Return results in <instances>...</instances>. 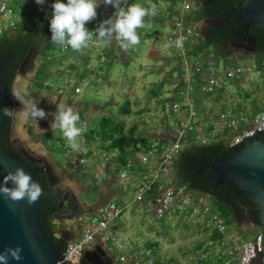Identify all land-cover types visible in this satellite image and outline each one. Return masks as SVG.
Here are the masks:
<instances>
[{"label":"rangeland","instance_id":"obj_1","mask_svg":"<svg viewBox=\"0 0 264 264\" xmlns=\"http://www.w3.org/2000/svg\"><path fill=\"white\" fill-rule=\"evenodd\" d=\"M24 1L25 3L27 2L26 0H22V2ZM28 1L30 3L27 2V4H25L26 8L31 7L32 4H37L35 0ZM127 1L134 2V0ZM54 2L55 0H45V3L41 6L44 9H52V4ZM159 2L161 4V1ZM134 3L138 2L135 1ZM175 5L176 4H173V8H175ZM168 9H157V15L152 19L150 18L151 27L140 30L139 35L141 37V43L137 47L124 51L121 54L119 47L115 46V60H112L110 50L106 52L108 47H105V59H107L105 63L97 61V56L95 53L93 54L90 48L84 51V53L89 52L91 62L90 66L101 65L102 69L107 72V78L110 81L109 83L100 81L99 84L91 86L86 82L77 81L73 78V76L70 77V75H73L74 71L69 68V64H72V61L77 60V57L72 56V61L66 59L62 61V64L60 63L61 58L67 56L66 53L70 51V49L67 51L63 50L64 53L62 52L63 54H61L60 47H58L55 52L56 54H54L55 58L59 56V63H56L55 61L51 63L52 61L48 62L45 56L47 54H51V52H47L50 50V47H46L44 49V55L40 58V61L45 63L44 68H47L48 71L57 73L55 77L59 75L65 76L66 74L76 83H71L69 87H65L60 81L56 83L57 87H65V94L71 96L72 98L70 99L67 96H60L47 91L44 85L47 79L50 78L48 76L49 72L47 75L38 76L31 81H28L25 77L18 75L15 79V91L21 96L26 94L25 91L27 90L30 96L29 98L37 101V106L44 109L48 115L47 119H38L32 129H29L30 127H25L27 118L22 115L19 116L15 137L22 142L30 144L34 148L49 150L55 163L60 165V167H64L66 163L68 164L72 161L71 157L79 151L77 152L70 149L67 146L60 129L58 127L54 128L51 126L54 121L57 104L61 100L67 99V103L77 111L82 109L81 103L89 104L92 107L89 109V119L91 118L94 124L98 125L99 118L101 117L99 115L101 113L108 114L109 112L107 110L112 107L111 114L109 116L117 117L118 108L121 105H127V99H131L133 96L140 98L142 102L140 105L137 104V106L131 105V110L135 112V110L138 111L143 108L145 113L148 110V114L141 116L133 113L127 117H123L121 115L118 116L119 118L125 120V129L127 130L134 123H137L139 126L138 132L141 135L148 134L151 138H158L160 134L165 136L168 132L170 133L174 129L176 121L175 117L172 116L173 102H180L181 104H184V98L181 96L180 92L185 90L186 87L183 85V80L180 79L181 72L175 71L174 73L172 71V68H177L178 65L182 69L183 67L179 62L177 63L178 65L174 64L177 60V52L172 50L168 44L169 36L172 34L174 29L173 24L168 25L165 22V19L169 17L167 16ZM51 18L52 15H49L46 22L48 29H50ZM11 19L19 24L23 20V16L17 14ZM102 19H104V16H97L91 24L94 22L100 23ZM48 29H43L39 33L46 37L49 35L48 32H51ZM7 31L8 30H6V32ZM191 39H193L195 45L198 47L196 55L199 56L200 59L205 56L210 67L217 68L219 73L228 68H233V64L229 63L232 62L233 59L231 60L230 58L228 61H225L222 58L218 59L213 54L214 52L212 49L208 50L207 47H204L203 49L202 44L205 45V43L200 37H193ZM202 51L204 52L202 54L203 56H201ZM74 53L76 54V52ZM122 56H124L125 59H123ZM237 59L238 58H236L234 62L237 61L238 64L245 67L251 65L253 70L241 78L232 80L223 79V89L209 95L196 90L195 80H193L191 89H186L187 91L189 90V92L192 91V96L195 94V96L200 98V101L195 104L196 111L200 116H207V114L210 116L213 114V128L210 134L215 135L217 133V135L224 136V138L228 136L227 133L224 135L221 134L225 128V124L221 126L217 125L216 119L217 114L219 115L221 111L225 109H232L238 112L242 111L249 115L250 112H261L264 110V71L258 70V66L264 62V56L255 55ZM207 75L208 73L205 72L203 74V78ZM39 81L43 84V88H39L40 85L37 83ZM75 87H79L81 89L79 94H75ZM144 87H146L147 91L149 89L150 92L156 96V101L153 99L154 101L151 100V102L149 98L147 99L146 96H148L149 92H145ZM175 92H177L176 96ZM185 92L186 91L182 93ZM198 97L194 98L198 99ZM163 105L165 106V109L162 108ZM22 108L23 106H20L19 111ZM90 126H93L92 122ZM201 138H207L208 142L214 140L212 137L209 138L207 136L206 130L204 136H201ZM58 141L62 142L60 146ZM195 141L200 142V139H195ZM80 142L82 145L87 144L83 136L81 137ZM91 146L92 145H88V147ZM62 153H66V155H63ZM94 158L95 162L93 157L90 156V160L85 165L84 169L86 168L88 170L86 173L81 170L82 178H84L87 186L85 192L80 195V198L81 201L88 204H93L97 201L96 193L101 191L100 187L102 182L109 176L107 170L101 169L100 166L101 164L106 165L105 163H102V153ZM68 169H66V172L69 173ZM111 172L112 176H115V171ZM124 194H130V197L135 199L136 190L135 193L134 191L131 192V190H129ZM126 195L123 197V200L128 198ZM196 198L198 197L196 196ZM203 204H207L209 209L213 207V202L208 198H204ZM196 209L197 212H194L195 214H191V208L185 211H183L182 208H179L176 212L178 215L176 214L164 220L160 219L158 221L152 215L147 214L145 211L141 212V210L139 212L137 211V216H132L131 211L134 209H127L123 216L112 224L113 228H117L116 226H118L117 238H121L123 241V248L118 249L112 242H105L101 238H98L97 241L99 245L104 248V250L109 249L110 253L116 256L117 259H119L120 255H131L126 258L123 262L124 264H135V261L140 259L150 260L153 264H156L157 260L161 262L160 264H198L199 255L197 252L206 248L207 243L209 244V242H213V240L210 238V234L212 232L209 231V233H205L204 231V227H206L204 218L209 215V213L204 212L199 214L200 216H197V213L200 212L201 208L199 207ZM65 227L66 226L64 224H61L59 229ZM239 228L246 229L245 223H243ZM233 229L236 230L233 226L232 229L228 231V234ZM260 234V227L252 226L251 229L244 234L245 236L242 234L240 235L250 239L251 237H257ZM199 242H204L203 248L201 249L199 248ZM215 244V248L210 249V251L214 250L217 252V250L219 251L222 248L221 246H218V243Z\"/></svg>","mask_w":264,"mask_h":264},{"label":"built area","instance_id":"obj_2","mask_svg":"<svg viewBox=\"0 0 264 264\" xmlns=\"http://www.w3.org/2000/svg\"><path fill=\"white\" fill-rule=\"evenodd\" d=\"M128 4L131 3L128 2ZM23 8V5L19 4L16 6V9H14L12 8L11 0H0V39L5 34L6 30H15L17 28L18 23L12 21L11 18L17 14H22ZM193 8L194 0H180L179 7L173 15L172 24L174 29L169 36L168 42L171 49L177 52V58L183 67L182 80L186 89H191L193 80L196 82L199 80L201 83L199 91L204 94H212L223 89V79L232 80L241 78L245 74L251 72L253 67L251 65L245 67L241 64L233 63V68H228L219 73L217 68L210 67L208 63L194 60L189 57L190 51L197 47L191 38L200 37L198 23H195L192 18ZM115 11V8L111 11L97 9V16H104V19H102L100 23L106 19L112 18ZM100 23L94 22L92 30L96 29ZM178 39L182 40V47L180 48L174 46L175 41ZM90 49L93 54L95 53L97 56V61L101 63L107 61V59H105V47H91ZM60 50V53L65 51L62 48H60ZM54 55V53L47 54V61L51 62ZM44 64V62H41L40 66ZM205 72H207L208 75L203 78ZM56 74L55 72H49L48 76L50 78L47 79L44 87L51 93L60 96H69L65 94L64 88L66 86L69 87L71 83H76L66 74L65 76L59 75L55 77ZM59 81L62 82L65 87H57L56 83ZM186 89L180 92L181 96L184 98V104L173 102V113L181 116L174 130L175 140L167 143H152L149 151L146 154H141L138 158L139 165L147 169V175L145 176L147 182L142 184L143 186L137 187L136 197L133 199L132 203L143 209L153 210L159 219L167 213L175 209L178 210L179 208L183 210L191 208L194 213L197 212L196 208L200 207V212L197 213V215L210 212L207 204H203V200L206 198L205 196L196 198L187 192L185 187L175 185L173 180L176 163L185 143H189V136L193 132L196 133L201 130L198 126L199 114L195 107L196 99L191 95L192 91L189 92V90L187 91ZM184 91L186 92L182 93ZM74 92L75 94H79L81 89L75 87ZM219 119L222 124H225V128L232 133V135L227 138L231 148L237 146L242 142V139L253 135L255 132L264 131V110L255 114L253 121H250L245 115L236 114L231 110L221 112ZM35 122L36 120L34 119H28V125L30 127L33 126ZM81 125L87 126L85 121H81ZM199 139L202 144L208 143L205 138ZM58 143L60 146L62 142L58 141ZM104 161L109 162V158H105ZM72 163L74 166L76 165V167L85 166L86 160L75 159ZM132 169V163L128 162L124 166V169L120 171V179L125 181ZM158 184H161L159 188ZM127 188L128 185L124 184L123 189L125 190ZM155 189H164V191L159 199L152 202L147 199V195ZM125 210L126 206H120L112 201L102 205L96 214L81 215L77 219L81 227V235L77 240L68 243L66 247V261L70 264H79L85 250L93 246L97 241L98 235L102 236L106 242H112L116 248L122 249L123 241L121 238H117V233L114 231L112 224L121 218ZM210 215L213 218V230H216L225 237L219 242H209L206 248L199 250L197 252L199 255L198 261H203L211 257H219L223 264H254L257 261L260 262V259L261 263L264 264V256H261L264 250H260V235L251 237L250 239L240 234L228 236V226L225 219L221 216V212L215 210V212ZM215 243H218V246L222 248L219 251L217 250V252L214 250L210 251V249L215 248ZM126 258L127 256L125 255H120L119 257L121 262H124ZM135 264H153V262L140 259L136 260Z\"/></svg>","mask_w":264,"mask_h":264},{"label":"water","instance_id":"obj_3","mask_svg":"<svg viewBox=\"0 0 264 264\" xmlns=\"http://www.w3.org/2000/svg\"><path fill=\"white\" fill-rule=\"evenodd\" d=\"M199 1L203 3L205 0ZM231 14L233 15V22H236L243 32L247 33L251 29L264 28V0H243L241 5H237L231 10ZM224 23L225 20L220 17L200 22L199 36L205 44L209 42L208 28ZM36 51L34 48L26 55L24 65L36 61L38 57ZM255 55L257 53L254 51L241 58ZM227 56L235 55L228 54ZM10 59L9 56L0 58V184L8 172L15 171L18 167L30 173L32 179L39 184L38 172L43 171L52 196L49 202L53 203L56 208L52 215L54 218L52 225L59 226L60 222H65V218L61 217V212L64 211L68 198L74 195L70 190L63 193L60 189L58 178L62 177L56 173L59 166L53 160L49 150L37 149L24 142L26 146L21 154L26 158L27 163L22 157L9 153L1 143L2 129L6 123L2 109L8 108L6 77L10 68ZM38 67L36 64V71L32 78L35 77ZM19 76L24 77V74H19ZM15 87L16 85L14 90ZM25 92L28 93L27 90ZM19 105L22 104L17 103L16 111L19 110ZM18 122V118L15 119L12 135L13 139L20 141L15 137ZM232 148V153L221 159L212 160L211 157H204V161L209 163L208 166L205 165L204 167L211 169L209 177L217 185H227L231 190L236 191L247 198L249 202L258 206L260 209L258 224L246 222L249 227L258 226L261 228L260 250H264V131L255 132L253 135L242 139V142ZM8 186L10 187V184ZM43 204L41 197L34 205H28L26 200L13 203L0 195V252L9 247L20 246L22 248V259L20 261L10 259L9 264H70L66 261V249L63 251L62 247L55 243V235L57 234L60 241L66 243L73 242L78 238L71 239L68 237L65 228H56L55 235H49L40 218ZM100 249L104 250L98 244L96 247L92 246L85 250L79 264H91L92 257H97V251ZM105 252L110 253V250H105Z\"/></svg>","mask_w":264,"mask_h":264},{"label":"trees","instance_id":"obj_4","mask_svg":"<svg viewBox=\"0 0 264 264\" xmlns=\"http://www.w3.org/2000/svg\"><path fill=\"white\" fill-rule=\"evenodd\" d=\"M26 1L30 3L28 0ZM11 2H12V8L14 9H16V6H18L19 4L23 5L24 7L23 13L20 14L21 16H23V20L17 25V28H25V26H28L36 34H38L41 30L47 28L46 22L49 15H52V11H53L52 9H48V8L44 9L42 8L41 5L38 4L33 5L32 3H31L32 4L31 7L26 8L25 4H27V2L26 3L25 1L22 2V0H11ZM62 2L67 3V0H62ZM240 3H242V1H240ZM201 19L202 16L198 11H196L194 13L193 21L195 23H198ZM91 26L94 27V24L91 23L87 24L88 28H90ZM48 30L50 31V29ZM253 31L256 33L259 39V43H258L259 52L262 56H264V28L255 29ZM48 34L49 35L46 36V39L49 41L46 44L45 48L50 47L49 48L50 50L47 52L55 53L58 49V46L54 45L51 42L50 40L51 32H48ZM209 46L210 44L208 43H206L205 45L202 44L203 49L204 47H207V49L209 50ZM27 50L28 48L21 50L19 60H21L24 57ZM197 51L198 48L192 49L190 51L189 57L193 58L194 60H199L201 62L203 61L204 63H207L205 56L202 55L204 52L202 51L201 56H203V58L200 59V57L196 55ZM216 55L220 56V53ZM53 57L54 59L52 60L51 63L55 61V55ZM66 58H67L66 56L62 57L60 63H62V61L65 60ZM70 68L73 70L76 69L74 66H70ZM174 70L181 72V68L179 65ZM258 70L264 71V62H262L258 66ZM48 72L50 71H48L47 68L42 67L37 71L35 78H37L38 76H45L47 75ZM13 78L14 75H11L9 72L6 77V85L8 89L6 103H8V100L11 96V87H12ZM37 83H39L40 85L39 88H43V84H41L40 81ZM200 84L201 83L198 80L196 82V86L198 85V87L195 86L197 90L200 89ZM198 101L199 100L196 99V103H198ZM91 108H92L91 106L88 107L85 106L83 115H88L90 113L89 109ZM162 108L165 109V106L163 105ZM111 109L112 108H110L108 111H111ZM132 114L133 111L131 110L130 103H128L127 105L124 104L118 108L117 117L109 116L110 114L107 113H101L99 115L101 117L99 118L98 125H95L93 120L91 118L89 119V115H88V117L85 118L87 120V121L85 120L87 123L86 126L87 131L83 135L84 139L87 142V145H93V143L98 140L102 144L107 143L106 146L101 145L100 147L104 148L105 151L109 153H112L113 151H117L119 156L118 160H120L121 164L125 163L124 158L126 159L127 156L129 155L127 149L130 147L131 148L133 147L134 153H140L143 150L144 152H148L150 149V145L152 144L150 143L151 139L148 138L146 135L139 134L138 132L139 126L137 123H134L131 127H129L126 130L125 120L118 117L120 115L125 117V116H130ZM91 122L93 124L92 127L90 126ZM10 131H11V118L6 117V123L2 129L1 143L2 146L9 153L18 156L19 154L16 153V151L10 144ZM194 137H195V133L193 132L189 136V143L188 144L185 143L186 146H184L177 160V164L175 167L176 177L174 183L177 186L185 187L187 192H189L190 194L196 196H205L206 198L210 199L213 202V207L210 208L209 215L205 216L204 218L206 224V227H204L205 233L207 232L209 233V231L213 228V223H212L213 218L211 217L210 214L214 213L215 210H219L221 212V216L225 219L228 228L231 230L232 227L234 226L238 233L240 232L239 227L243 223H246V221H248L249 223L258 224V213L260 211L258 206L249 202L247 198L238 194L236 191L231 190L227 185L225 184L217 185L216 182L209 177L211 173L210 169H206L201 176H199L198 174V169L200 168V164L203 163L204 157H211L212 160H215V159L224 158L232 153L233 148L229 146L228 141L224 139L216 142L210 141L209 143L202 144V142L195 141ZM62 154L66 155V153H62ZM38 178H39V185L43 189V195L41 196V199L44 202L40 211V218L43 227L46 229V232L50 235L55 229V226L52 225V219H53L52 215L56 211V208L53 203L49 202L52 196L45 176L39 175ZM11 186L12 185L10 184V187ZM48 213L50 214V218L47 216ZM210 235H211L210 238L214 242H219L223 239V237H225L222 236L220 233H218L216 230L212 231ZM55 243L57 245L59 244L56 241ZM203 245L204 242H201L199 248L200 249L203 248ZM261 256H264V252L262 253ZM156 262H157L156 264L161 263L158 260ZM260 263H261V259H260ZM198 264H223V263L219 257H214V258L211 257L203 261H198Z\"/></svg>","mask_w":264,"mask_h":264},{"label":"clouds","instance_id":"obj_5","mask_svg":"<svg viewBox=\"0 0 264 264\" xmlns=\"http://www.w3.org/2000/svg\"><path fill=\"white\" fill-rule=\"evenodd\" d=\"M35 2L43 5L45 0H35ZM100 3L101 0H67V3L55 0L52 4L50 20L51 42L64 50L70 49L80 54L91 47H109L113 43L118 44L122 50L128 51L141 43L140 30L151 27L150 18L157 15V6L151 0H147V6L140 3L128 4L127 0H102L103 4L112 5L116 11L112 18L104 20L96 29L90 30L86 25L97 18V8ZM174 46L182 47V40H176ZM12 95L23 105V108L20 111L3 108L4 117L17 119L22 115L36 121L47 119L48 114L37 106V101L27 96L22 97L15 90ZM81 121L84 120H81L79 112L67 103V99L57 104L51 126L58 127L67 146L77 152L82 149L80 140L87 131V127L81 125ZM9 184L12 186L9 187ZM0 195L13 203L26 200L28 205H34L43 195V189L32 179L30 173L18 167L4 177L0 184ZM21 253L20 246L5 249L0 252V264H9L10 259L20 261Z\"/></svg>","mask_w":264,"mask_h":264},{"label":"crops","instance_id":"obj_6","mask_svg":"<svg viewBox=\"0 0 264 264\" xmlns=\"http://www.w3.org/2000/svg\"><path fill=\"white\" fill-rule=\"evenodd\" d=\"M135 1L140 3V4H143V5L147 6V0H134V2ZM159 1H161V4H160ZM128 2L129 3H134V2H130V1H128ZM151 2L156 4V6H158L157 9H160V8L161 9H163V8H165V9L171 8V9H168V15L167 16H169V17H167V19H165V22L168 25H170V24L172 25V22H173L172 19H173L174 12L179 7V0H151ZM173 4H176L175 8H173ZM200 4H201V2L199 0H194V8L192 10V16L193 17H194V13L196 12V9L198 8V6ZM162 6H163V8H162ZM97 9L105 10V11H111V10L114 9V7L112 5L103 4L102 0H101L100 6ZM156 21H158V20H156ZM92 28H93V26L90 28V30H92ZM199 28H200V22H198V31H199ZM46 29H48V28H46ZM48 41L49 40H47L46 44L48 43ZM46 44H45V46H46ZM168 44H169V42H168ZM45 46H44V48H45ZM115 46L119 47L118 44L113 43L106 50V52L108 50H110L111 55H112V60L113 59L115 60V58H116L115 52H114ZM196 48H198V47H196ZM65 51H67V50H65ZM119 51H120L121 54L124 52V50H122L120 47H119ZM66 54H67V56H66L67 58L66 59H69V60H71L72 56H76L77 57V60H75V61L71 60L72 64H69V68H70V66H74L76 68V69L73 70L74 73H73V75H70V77L73 76V78L76 79L77 81L86 82L88 85H91V86L99 84L100 81L108 82V83L110 82L109 79L107 78V75H108L107 72H105L104 69H102L101 65H97V66L96 65H91L90 66L91 62H90V58H89V52H86V53H83V54H80V53H76L75 54L74 52H72L70 50ZM105 56H106V54H105ZM58 57L59 56H57V58H55V62L56 63H59ZM122 58L125 59L124 56H122ZM176 59H177L176 63H174V64L178 65L177 63L179 62V60H178V58H176ZM235 59H236V57L233 56L231 58L232 62H229V63L230 64H233V63L237 64L238 63L237 61L234 62ZM108 60H109V58H108ZM172 61H174V60H172ZM226 61H228V60H226ZM41 62L42 61H40V62L37 61V65L39 66L37 71L40 68L45 67L44 65L40 66ZM174 69H176V68H172V71L175 73ZM182 73H183V69L181 68L180 79H182V76H183ZM195 86H196V84H195ZM196 87H198V85ZM144 91L145 92L147 91L146 87H144ZM147 92H149L148 93L149 97L146 96L147 99L149 98L150 101L151 100L152 101H154V100L156 101V99H157L156 96H154V94L152 92H150L149 89H148ZM133 93H135V92H133ZM28 94L29 93H27V95ZM176 94H177V92H175V96H176ZM175 96H174V98H175ZM194 96H195V94H194ZM67 97H69V96H67ZM146 97H145V99H146ZM195 97H198V96H195ZM69 98L71 99L72 97H69ZM131 99H133V100H131ZM131 99L130 98L127 99L128 103H130V106L131 105L132 106L133 105L137 106V104L140 105V103L142 102V100L140 98H137L136 96H133V98H131ZM199 99L200 98L198 97V100ZM145 102H146V100H145ZM76 103H81V102H76ZM81 104H82V109L79 110L78 112H79V114H81L82 120H85V118L88 117V115H83V112H84L85 106L88 107L89 104H87V103H81ZM226 110H231L232 112H235L236 114H243L250 121H253L255 114L258 113V111L250 112L249 115H247V114H245L242 111L238 112V111H234L232 109H225L223 111H226ZM144 111H143V108H142V109H140L138 111H136V110H135V112L133 111V113L136 114V115H141V116H144V115L148 114V110H147L146 113ZM223 111H221V112H223ZM108 112H109L108 114H111V111H108ZM220 113H219V115H220ZM172 115L176 119L174 129L170 133L168 132L167 135H165V136L163 134H160V136L158 138H155V137L151 138V136L146 134V136L151 139L150 143H165V142L167 143V142H171V141L175 140L174 130H175L179 120L181 119V116L174 115V114H172ZM208 115L209 114H207V116H200L199 115V117H198L199 118L198 119L199 125L198 126H199V128L201 130L195 133V137L194 138L195 139H199V138H201V136L203 137L204 133H205V130H206L207 136L209 138L212 137L214 139V140H211V141H215L216 142V141H220V140H224V139L227 140V138H229V136L232 135V133L227 128H224L223 132L221 133L222 135L227 133L228 136L226 138H224V136L217 135V133L215 135L210 134V132H211V130L213 128V117L214 116H213V114H211L210 116H208ZM219 115L217 114V116H216L217 125L221 126V125H224V124H222L220 122ZM125 117H127V116H125ZM205 139H207V138H205ZM188 141H189V139H188ZM93 144L94 145H92L91 147H88L87 144L82 145L81 151H79L77 154L72 156L71 157L72 161L69 162L68 164L66 163L64 165V167H60V165L57 164L59 166V168L56 169L57 170L56 173L59 174L62 177L60 179L58 178V185L60 186V189L63 191V193L66 192L67 190H70L72 192V194L74 195L72 198L74 200H76V202L79 203L78 205H80L83 208V213L82 214H84V215L85 214H89V215L96 214L98 212L99 208L103 204L113 201V202H115L116 204H118L120 206H126L125 212L127 211V209H132L133 208L134 210L131 211L132 216H134V215L137 216V213L141 210V212L145 211L147 214L152 215L157 221L160 220L159 218H157V216H156V214L154 213L153 210H147V209L145 210V209H143L141 207H138V206L134 205L132 203L133 199L130 197V194L129 195L124 194L125 192H128L129 190H131V192L134 191V193H135V190H137V187H139L142 184H145L147 182V180L145 179V176L147 175V169H146V167L140 166L139 165V160H138V158H139V156L141 154H146L147 152H144V150H143L140 153H134L133 152V147L132 148L130 147V148L127 149L129 155L127 156L126 159L124 158L125 163L121 164L120 160H118L119 156H118V152L117 151H113L112 153H109V152L105 151L104 148L100 147L101 145H105L106 146L107 143H105V144L103 143L102 144L98 140V141L94 142ZM100 150H101V152H100ZM100 153H102V157H103V162L102 163L106 164V165H102L101 164L100 165L101 169L107 170V173H108L109 176H108V178L105 181L102 182L101 187H100L101 191H98L96 193L97 201L95 203H93V204H88V203H85L84 201H81V198H80V195L83 192H85L86 186H87L86 182L84 181V178H82V171H84L86 173L88 170L86 168L84 169L85 166H77L76 167V165L74 166V164L72 162L75 159H80V160H84L85 159L86 160V164H87L88 161L90 160V156L93 157V160L95 162V158L94 157L99 156ZM105 157L109 158V162H105L104 161ZM128 162L132 163L133 169L131 170L128 178L125 181H123V180L120 179V171H122L124 169V166ZM61 169H63V170H61ZM66 169L69 170V173L66 172ZM111 171H115V176L114 175L112 176V174H111L112 172ZM175 177H176V171L174 172V178H173L174 182H175ZM78 179H81V180H78ZM124 184L128 185V188L125 189V190L123 189ZM160 185L161 184H158V188L160 187ZM163 191H164V189H160V190L155 189L149 195H147V199L152 201V202H154L155 200L159 199L162 196V192ZM125 195L128 196V198L126 200H123V197ZM193 196L196 197V195H193ZM197 197H199V196H197ZM177 211L178 210L175 209L174 211H171V212L167 213L165 216H163L161 218V220L166 219V218H168L170 216H173V215H176V214L178 215V213H176ZM183 211H185V210H183ZM190 213L194 214L192 210H190ZM197 216H200V215H197ZM78 217H80V215ZM77 218L76 219H69V217H65V222H64V225L66 226L65 229L68 232L67 233L68 237H70L71 239L79 238L80 235H81V227H80L79 223L76 222ZM245 225H246V229L239 228V230H240L239 233L236 230L233 229L229 233L228 236H233L235 234H242L243 236H245L244 234L247 233L249 231V229H251V227H252V226L249 227L247 222L245 223ZM116 227L117 228H114V230L117 233L118 226H116ZM210 231L211 232L214 231L213 228ZM228 231H230L229 228H228ZM98 238H101V239H103V241H105L104 238L102 236H100V235H98L97 240H98ZM130 256L131 255H128L127 258L130 257Z\"/></svg>","mask_w":264,"mask_h":264},{"label":"flooded vegetation","instance_id":"obj_7","mask_svg":"<svg viewBox=\"0 0 264 264\" xmlns=\"http://www.w3.org/2000/svg\"><path fill=\"white\" fill-rule=\"evenodd\" d=\"M240 1L243 2V0H205L196 9V11H198L202 16V19L199 22L216 19L218 17L225 20V23L223 25L217 24L215 27L208 28L207 30L209 35L208 44H210L209 49H212L214 55L220 53V56L216 55V58L218 59L222 58L226 61L233 57H228V54H234V57L241 58L242 56L252 53L254 51L257 53V55H261L258 46L259 39L256 33L253 31L255 29H251L249 32L246 33L240 30V27L236 22H233V15L231 14V10L234 9L237 5H241L242 3H240ZM46 42L47 39L44 35H41L40 33L36 34L28 26H25V28H16L15 30H8L0 39V58L2 56H9L11 58L9 61L10 68L8 73L10 72L11 75H14L11 87V96L7 103L8 108H11L16 111L17 103H20L12 95L14 91V86L16 84V77L19 74H24L25 79H28V81H31L33 79L32 75L36 71L37 61L40 62V58L44 55V46ZM26 48H28L26 54L21 60H19L21 50ZM34 48L37 50L36 56H38L36 61L24 65L26 55H28V53ZM21 96H27L28 98L30 97L29 94L27 95V93ZM26 122L28 124V118ZM26 122L25 127L27 128L28 125L26 124ZM14 123L15 119L11 118L10 144L14 148L16 153L19 154L18 156L22 157V159L27 162L26 158L23 157L21 154V151H24L25 149L26 143L13 139L12 129ZM205 165L208 166L209 163L203 161V163L200 164V168L198 169L199 176H201L206 169H210L205 168ZM39 175L45 176V173L43 171H39L38 176ZM82 212L83 208L78 205V202H76V200H74L72 196H70L68 198V203L64 211L61 212V217H71V219H75L76 216ZM47 216L50 218L49 213L47 214ZM53 221L54 218L52 219V222ZM61 224H64V222H60V225ZM60 225H56L55 229H59ZM55 229L50 235H55ZM55 241L59 243L58 245L62 247L63 251H65L68 243L60 241L57 234L55 235ZM98 244V241H96L93 244V247H96ZM91 264L124 263L121 262L120 259H117V257L112 255L111 253H106L105 250L100 249L99 251H97V257H92ZM254 264L262 263L257 261Z\"/></svg>","mask_w":264,"mask_h":264}]
</instances>
